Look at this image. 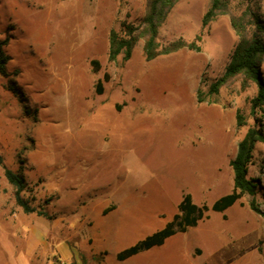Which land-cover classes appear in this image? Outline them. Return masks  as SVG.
<instances>
[{"label":"rangeland","instance_id":"1","mask_svg":"<svg viewBox=\"0 0 264 264\" xmlns=\"http://www.w3.org/2000/svg\"><path fill=\"white\" fill-rule=\"evenodd\" d=\"M211 1L178 0L159 27L160 44L200 34L199 50L146 60L141 38L129 59L110 60L111 30L139 23L149 0H0L10 56L0 74V264H264V217L246 194L161 245L116 256L164 227L186 193L211 205L233 189L256 84L237 75L217 94L207 88L239 31L264 20V0H222L202 26ZM263 158L257 141L249 176L264 184ZM6 168L49 218L16 203ZM257 197L264 208L261 186Z\"/></svg>","mask_w":264,"mask_h":264},{"label":"trees","instance_id":"2","mask_svg":"<svg viewBox=\"0 0 264 264\" xmlns=\"http://www.w3.org/2000/svg\"><path fill=\"white\" fill-rule=\"evenodd\" d=\"M177 1L149 0L146 12L139 23L134 24L123 20L118 30L112 29L109 36V59L115 60L120 54L125 60L129 59L137 41L141 38L144 39L143 52L146 60H152L158 55L169 54L182 48L199 50L198 40L201 38L200 34L191 41L178 38L165 44H160L157 40L160 25ZM221 1H211L210 7L203 16L202 26L207 25L217 13V10L221 7ZM253 24L254 29L251 33L247 34L239 31L240 40L233 51L229 63L223 73L213 80L207 88L209 95L217 94L223 85L237 75L243 76L244 85L251 81L256 84L257 88L256 94L250 100V113L254 116L255 123L248 127L238 143L235 157L230 161L234 172L232 191L220 196L211 205L207 203L198 204L193 201L190 193H186L178 204V211L171 220L167 221L164 227L119 251L116 255L118 260H125L142 250L163 244L168 237L177 232H185L188 228L196 226L200 220L208 218L210 210L225 211L244 194L249 196V207L251 210L264 217L262 204L257 197L259 186L264 190V184L261 176H249V166L253 162L255 144L257 141L264 142L263 122L256 115L258 110L264 111V74L262 72V63L264 61V20L258 15H254ZM8 40V38H5L0 41V74L6 73V65L10 59V56L3 50ZM93 63L96 64L97 60H93ZM101 89L102 82L99 80L96 91L100 93ZM198 100H204L200 90L198 91ZM237 123L238 125L246 124L245 117L240 110L237 112ZM263 163L264 161H262L260 174L264 173ZM5 175L15 189L16 203L25 212L36 211L39 215L50 217L46 211L38 210L23 197L22 193L28 187L23 174L6 168Z\"/></svg>","mask_w":264,"mask_h":264},{"label":"crops","instance_id":"3","mask_svg":"<svg viewBox=\"0 0 264 264\" xmlns=\"http://www.w3.org/2000/svg\"><path fill=\"white\" fill-rule=\"evenodd\" d=\"M263 160H264V158H263ZM262 209L264 210V208L262 207Z\"/></svg>","mask_w":264,"mask_h":264}]
</instances>
